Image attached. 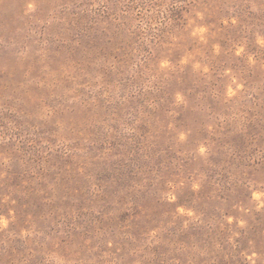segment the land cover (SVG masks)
I'll return each mask as SVG.
<instances>
[{"label": "rangeland", "instance_id": "374dc122", "mask_svg": "<svg viewBox=\"0 0 264 264\" xmlns=\"http://www.w3.org/2000/svg\"><path fill=\"white\" fill-rule=\"evenodd\" d=\"M0 264H264V0H0Z\"/></svg>", "mask_w": 264, "mask_h": 264}]
</instances>
